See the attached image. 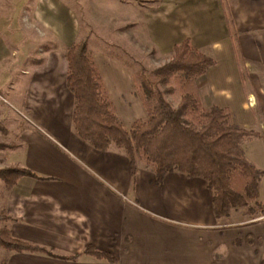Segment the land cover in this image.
I'll return each mask as SVG.
<instances>
[{
	"label": "crops",
	"instance_id": "1",
	"mask_svg": "<svg viewBox=\"0 0 264 264\" xmlns=\"http://www.w3.org/2000/svg\"><path fill=\"white\" fill-rule=\"evenodd\" d=\"M148 1L151 8L136 5L134 23L155 52L167 56L188 39L215 62L195 80L200 105L227 109L235 125L255 134L240 146L262 173L257 200L264 202V0ZM77 16L65 0H0V89L18 71L6 89L21 93L26 114L4 166L33 175L3 190L0 213L9 218L3 225L11 237L59 257L90 246L114 264H264V215L224 223L231 210L214 217L202 179L170 172L157 185L139 163L131 177L120 150L99 152L75 136L64 49L79 41ZM49 37L54 43L46 47ZM90 53L125 128L114 96L134 93L129 73L115 59ZM2 264L108 263L7 252Z\"/></svg>",
	"mask_w": 264,
	"mask_h": 264
},
{
	"label": "trees",
	"instance_id": "2",
	"mask_svg": "<svg viewBox=\"0 0 264 264\" xmlns=\"http://www.w3.org/2000/svg\"><path fill=\"white\" fill-rule=\"evenodd\" d=\"M230 31V22L227 19ZM65 87L73 97L71 113L75 136L99 152L110 147L120 150L128 159L133 177L137 163L148 169L159 185L170 172L187 178H200L211 192V210L216 219L230 210L250 205L264 215L258 201V182L262 173L244 157L241 142L255 134L235 125L227 109L200 105L195 80L215 62L194 49L188 39L174 45L165 63L149 74L137 71L130 80L144 112V119L134 120L127 129L121 124L107 94L85 41L64 49ZM176 98L173 107L165 96ZM0 149H13L0 145ZM21 177H33L26 169H0L5 189ZM0 221L9 218L0 214ZM0 249L13 253H39L76 260L81 255L114 264L105 252L86 246L79 254L68 257L52 255L44 249L13 239L9 229L0 226Z\"/></svg>",
	"mask_w": 264,
	"mask_h": 264
},
{
	"label": "rangeland",
	"instance_id": "3",
	"mask_svg": "<svg viewBox=\"0 0 264 264\" xmlns=\"http://www.w3.org/2000/svg\"><path fill=\"white\" fill-rule=\"evenodd\" d=\"M76 14L81 23L79 40L85 41L87 49L95 54L111 57L124 66L129 76L137 71L149 74L155 68L166 62L168 55H160L147 44L143 35H139L140 24L134 23L139 13H135L138 4H144L145 8H151L154 1L138 0H65ZM126 11H123L125 10ZM136 16V17H134ZM129 22V24H127ZM47 36V35H46ZM50 38V37H49ZM48 38V39H49ZM46 47L53 46L50 38ZM15 79L9 81L6 88H10L13 80H17L18 71H13ZM2 87L0 89V145L14 146V137L20 126L26 120V114L19 105V94L8 93ZM8 91V92H7ZM116 107L125 128L135 119L142 118L143 114L137 104L135 94L131 91L128 95L115 93ZM165 99L174 107L176 98L165 96ZM144 118V117H143ZM10 149H0V169L5 167L4 155ZM4 186L0 181V200L3 196ZM258 201V200H257ZM264 206V202L258 201ZM251 214L247 208L233 209L224 223H238L245 220H254L260 216L259 210L250 205ZM1 214V213H0ZM4 222L0 221V226ZM7 251L0 249V264L3 263Z\"/></svg>",
	"mask_w": 264,
	"mask_h": 264
}]
</instances>
